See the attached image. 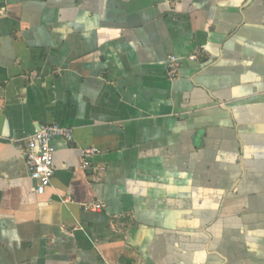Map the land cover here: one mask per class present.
Returning <instances> with one entry per match:
<instances>
[{
  "label": "crops",
  "instance_id": "crops-1",
  "mask_svg": "<svg viewBox=\"0 0 264 264\" xmlns=\"http://www.w3.org/2000/svg\"><path fill=\"white\" fill-rule=\"evenodd\" d=\"M0 9V264H264V0ZM49 124L74 137L38 194Z\"/></svg>",
  "mask_w": 264,
  "mask_h": 264
},
{
  "label": "built area",
  "instance_id": "built-area-1",
  "mask_svg": "<svg viewBox=\"0 0 264 264\" xmlns=\"http://www.w3.org/2000/svg\"><path fill=\"white\" fill-rule=\"evenodd\" d=\"M1 13V9H0ZM192 55L189 58L195 59ZM182 61L176 56H171L168 61V74L172 79L180 75ZM73 130L58 124L42 126L28 138L27 146L24 151L27 168L30 177L36 182L35 190L38 194H43L52 184V179L56 173L54 140L62 138L66 141L73 140ZM99 153L97 148H85L80 151L81 166L83 169H91L92 158ZM104 170V169H102ZM99 181V177H95ZM92 210L98 211L103 205L98 203L90 206ZM108 264H122L113 262Z\"/></svg>",
  "mask_w": 264,
  "mask_h": 264
}]
</instances>
